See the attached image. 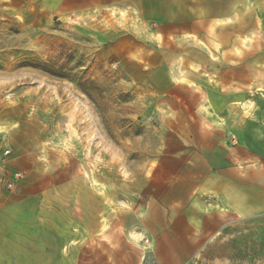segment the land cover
I'll use <instances>...</instances> for the list:
<instances>
[{"label":"rangeland","instance_id":"rangeland-1","mask_svg":"<svg viewBox=\"0 0 264 264\" xmlns=\"http://www.w3.org/2000/svg\"><path fill=\"white\" fill-rule=\"evenodd\" d=\"M177 23L116 9L62 19L43 2L0 0L4 157L36 200L61 205L63 264H164L148 215L179 209L187 179L161 176V160L219 136L236 147L231 127L260 117L261 50L244 23L190 36ZM177 264H264V220Z\"/></svg>","mask_w":264,"mask_h":264},{"label":"crops","instance_id":"crops-1","mask_svg":"<svg viewBox=\"0 0 264 264\" xmlns=\"http://www.w3.org/2000/svg\"><path fill=\"white\" fill-rule=\"evenodd\" d=\"M4 1L43 2L62 19L95 11L132 10L138 17L164 26H169V19L180 20L176 26L185 28L183 33L189 36L209 32L212 26L215 33H220L223 27L236 30L239 22L244 23L246 39L258 44L251 48L261 50L260 117H247L244 125L231 127L233 134L239 133L236 138L240 144L236 147L228 146L219 136L205 147L183 149L176 162L167 153L161 160V176L170 178L181 172L180 176L187 179L183 181L185 191L179 209L168 208L166 204L168 211L163 219L152 212L147 220H155L161 226L154 233V246L164 264H177L192 257L204 242L221 235L223 229L237 228L254 219L264 220V0ZM195 24L199 30L191 29ZM255 34L260 35L256 41ZM7 135L4 132L3 139L7 142L0 146V264H63L61 205L36 200L37 193L33 191L36 187L31 185L29 175L8 165L10 161L3 155L10 146ZM174 163H180V171ZM17 172L23 178L9 191L5 182Z\"/></svg>","mask_w":264,"mask_h":264},{"label":"built area","instance_id":"built-area-1","mask_svg":"<svg viewBox=\"0 0 264 264\" xmlns=\"http://www.w3.org/2000/svg\"><path fill=\"white\" fill-rule=\"evenodd\" d=\"M4 133H0V142L3 140ZM11 153L10 150H5L3 155L8 156ZM23 175L19 172L14 173L13 176L5 182V188L9 191H13L16 185L22 180Z\"/></svg>","mask_w":264,"mask_h":264},{"label":"bare ground","instance_id":"bare-ground-1","mask_svg":"<svg viewBox=\"0 0 264 264\" xmlns=\"http://www.w3.org/2000/svg\"><path fill=\"white\" fill-rule=\"evenodd\" d=\"M0 133H4V132L0 131Z\"/></svg>","mask_w":264,"mask_h":264}]
</instances>
